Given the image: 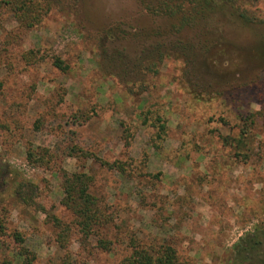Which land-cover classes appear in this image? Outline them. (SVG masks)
I'll list each match as a JSON object with an SVG mask.
<instances>
[{
  "label": "rangeland",
  "instance_id": "374dc122",
  "mask_svg": "<svg viewBox=\"0 0 264 264\" xmlns=\"http://www.w3.org/2000/svg\"><path fill=\"white\" fill-rule=\"evenodd\" d=\"M238 4L264 21V0ZM160 22L136 0H57L38 25L4 16L0 160L13 168L11 183L23 176L39 189L34 203L22 204L0 181V210L8 217L2 260L23 264L25 247L36 256L31 264H121L135 233L148 244L171 243L180 264H227L233 244L264 223V40L241 49L246 35L226 28L224 42L235 41L218 64L211 54L188 65L168 52L146 81L121 76L111 62L134 61L157 44L162 37L134 33ZM109 28L115 31L107 34ZM120 29L133 34L119 37ZM56 56L66 71L54 65ZM149 110L166 122L161 139L154 138V114L145 119ZM74 146L89 156L70 155ZM28 148L48 149L53 158L30 163ZM129 158L139 166L129 176L100 161ZM62 169L92 175V191L113 206L119 236L112 226L104 231L115 239L114 251L76 228L66 247L57 240L53 215L72 225L74 219L61 204Z\"/></svg>",
  "mask_w": 264,
  "mask_h": 264
},
{
  "label": "trees",
  "instance_id": "16d2710c",
  "mask_svg": "<svg viewBox=\"0 0 264 264\" xmlns=\"http://www.w3.org/2000/svg\"><path fill=\"white\" fill-rule=\"evenodd\" d=\"M55 1L57 0H0V29L4 28L5 15L13 17L21 26L26 23L38 25L44 16L51 11ZM136 1L153 18L161 19L162 22L157 23L153 28L143 27L134 35L147 40L155 37L162 38L159 41L154 40L158 43L147 47V50L134 61L122 58L121 61L112 63L113 60L111 64L123 72L121 76L129 75L136 77V79L140 78L139 80L143 78L146 81L149 77L159 74L160 67L168 52L175 53L176 56L184 59L188 65L205 60L211 54L209 61L212 64H218V59L221 60L225 53L230 50L226 43H234L235 41L224 42L222 36L226 28H239L238 30L244 36L246 35L248 44L241 45V49L255 46L264 40V21L249 14L246 8H242L238 4V0ZM26 26L29 27L30 25ZM112 31L115 30L113 28L107 29V34ZM132 34H129L125 29H120L119 37L127 38ZM235 47L233 52L234 55H237L239 47ZM54 65L63 71L68 69V65L59 56L54 57ZM236 65L238 63L235 62ZM2 87L3 83L0 81V91ZM150 114H154L151 121L157 129L154 138L161 139L167 127L166 122L159 113L152 110L145 111L146 120L149 119ZM155 148L158 149V146ZM40 149L39 151L32 148L27 149L26 158L30 163L42 164L46 155L53 158L50 150ZM69 154L72 156H81L82 154L89 156L90 153L74 146L71 147ZM100 161L101 165L123 176L135 174L139 170V166L131 158L124 161L109 162L102 159ZM61 172L63 192L61 204L72 212L74 219L72 225L63 222L52 214L59 243L66 247L73 228H76L85 240L93 236L96 247L104 251H114L115 239L107 237L104 230L108 226H112L117 233L115 236H119L117 223L119 217L115 211H109L113 207L112 205L107 206V203L92 191L94 177L84 171L69 172L62 169ZM12 174L14 175L13 168L0 160V181L5 183L7 187L11 184L10 186L14 189L15 196L20 203L27 205L34 203L38 186L23 176L17 175L15 178L13 177L14 181L11 183L10 176ZM4 210L5 207L0 210V235L4 234L8 219ZM129 236L125 243L130 253L123 258L121 264H180L177 250L171 243L162 241L158 245L153 242L148 244L145 239L135 233ZM13 239L21 244L24 243L23 234L19 231L14 232ZM18 254L23 256V264H31L36 258L25 247ZM69 260L70 262L65 259L63 264H75L74 260L71 258ZM0 264L12 263L9 259L2 260L0 257ZM227 264H264V223L255 225L252 231L245 233L233 244Z\"/></svg>",
  "mask_w": 264,
  "mask_h": 264
}]
</instances>
